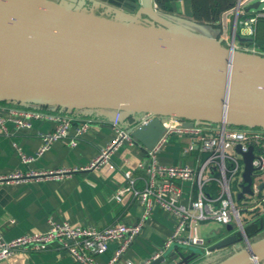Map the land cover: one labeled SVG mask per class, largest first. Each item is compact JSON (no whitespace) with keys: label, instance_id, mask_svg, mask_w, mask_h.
<instances>
[{"label":"water","instance_id":"water-1","mask_svg":"<svg viewBox=\"0 0 264 264\" xmlns=\"http://www.w3.org/2000/svg\"><path fill=\"white\" fill-rule=\"evenodd\" d=\"M100 5L106 14L95 11ZM260 6L256 0L245 11ZM242 15L225 43L161 12L154 0H0V102L150 112L153 119L127 128L147 148L165 131L161 116L264 128V55L233 45L254 42L237 31ZM253 158L251 146L238 198L252 192ZM232 230L228 224L208 240L210 251L235 248L215 264H264V236L251 238L263 233L264 215ZM203 253L173 243L147 264H191Z\"/></svg>","mask_w":264,"mask_h":264},{"label":"built area","instance_id":"built-area-1","mask_svg":"<svg viewBox=\"0 0 264 264\" xmlns=\"http://www.w3.org/2000/svg\"><path fill=\"white\" fill-rule=\"evenodd\" d=\"M254 1L256 0H237L233 7L235 15L243 13L237 20V29H248L249 36L255 35L254 24L257 18L264 16V7L253 10L254 14H246L245 6ZM262 2L264 0H261ZM155 6L157 7L156 3ZM233 45L243 51L264 55V48L254 43L236 41ZM154 117L150 112H143L134 125L145 124ZM32 119H50L56 124L52 131L43 134L42 145L35 155L26 154L15 143L24 163L42 155L59 139L68 138L70 145L76 146L78 137L92 124L89 119L78 120L71 114L5 106L0 103L2 131H6L7 120H13L18 127H22L30 126ZM161 119L165 131L151 148H146L143 158L137 165L141 171L140 176H136L132 170H125L124 174L129 184L118 188L112 196L120 200L127 192H132L140 200L143 212L137 222H117L105 227L73 225L68 221L53 222L44 231L26 232L12 239L0 236V261L19 249L40 250L55 244L67 250L82 264H100L96 256L105 253L111 243L117 242V248L106 263L116 264L157 208L165 209L176 217L174 231L164 249L173 243H181L186 246H197L209 253L211 251L205 244L208 243V239L201 233L203 223L213 222L222 227L231 224L232 233L264 215V128L214 122L187 125L184 119L176 116H161ZM73 124H76V133L74 137H70ZM111 126L115 132L113 139L102 146L95 159L86 166L28 172L18 170L0 176V181H25L32 177L62 178L73 171L100 165L113 170L115 165L110 162L112 152L123 144L140 142L124 125L121 110H115ZM172 136L187 138L188 143L182 149V154L188 158L187 161L176 164H165L160 161L159 152ZM237 145L241 146V151L237 150ZM251 146L254 149L252 162L256 167L251 184L252 192H244V196L238 198V194L243 191L244 183L243 152H247ZM138 179L142 181V187L135 185ZM184 181H189L192 185V189L187 192L186 202L182 200ZM164 249L156 251L149 259L138 264H147L160 256Z\"/></svg>","mask_w":264,"mask_h":264},{"label":"crops","instance_id":"crops-1","mask_svg":"<svg viewBox=\"0 0 264 264\" xmlns=\"http://www.w3.org/2000/svg\"><path fill=\"white\" fill-rule=\"evenodd\" d=\"M236 1L234 0L232 7L222 12L217 24L197 19L194 15L192 0H170L169 10L160 7L157 0H154V3L161 12L195 31L217 37L224 36V40L232 41L235 16L233 7ZM95 11L106 14L101 5ZM237 31L249 36L246 28H238ZM4 105L71 114L78 120L89 119L92 124L78 137L76 146H71L68 138L59 139L42 155L31 162L24 163L15 143L26 154L35 155L42 145L43 134L52 131L56 123L50 119H32L30 126L18 127L13 120H7L6 131H2L0 126V176L18 170L28 172L86 166L95 159L101 147L107 145L115 135L111 126L115 111L111 109L68 111L56 107L14 102H7ZM141 115L142 113H124V125L127 128L134 125ZM75 133L76 124H73L70 137H74ZM187 143L186 137L179 136L168 141L159 152L160 161L165 164L187 161L188 158L182 154V149ZM146 148L142 143L121 145L112 152L110 157V162L115 165L113 170L100 165L91 169L73 171L62 178L32 177L25 181H0V236L12 239L26 232L44 231L53 222L68 221L73 225L98 227L117 222H137L143 212V204L140 200L132 192H127L121 196L120 200L112 196L118 188L129 184L124 174L125 170H132L136 176H140L141 171L138 170L137 165L143 158ZM135 185L142 187L143 183L138 179ZM182 186L184 190L182 200L186 202L187 192L192 189V185L189 181H184ZM175 224V215L165 209L157 208L116 264H138L151 257L165 246L174 231ZM201 231L209 240L225 233L226 227L206 222L201 225ZM117 246V242L111 243L105 253L96 256L100 264H106L109 261ZM224 250L226 248L213 250L206 257L202 255L191 264H207ZM0 264L82 263L64 248L53 244L40 250L19 249L8 258L1 260Z\"/></svg>","mask_w":264,"mask_h":264},{"label":"trees","instance_id":"trees-1","mask_svg":"<svg viewBox=\"0 0 264 264\" xmlns=\"http://www.w3.org/2000/svg\"><path fill=\"white\" fill-rule=\"evenodd\" d=\"M170 0H158L160 7L165 9L170 8ZM194 5V15L199 20H206L213 23L220 21L222 12L227 8L234 5V0H192ZM253 10L246 12L247 15L254 14ZM256 32L253 36L254 44L264 48V16H259L256 21ZM247 42V41H246ZM250 43V42H247ZM1 104H7V102H0Z\"/></svg>","mask_w":264,"mask_h":264},{"label":"rangeland","instance_id":"rangeland-1","mask_svg":"<svg viewBox=\"0 0 264 264\" xmlns=\"http://www.w3.org/2000/svg\"><path fill=\"white\" fill-rule=\"evenodd\" d=\"M157 1H158V0H157ZM262 7H264V2L261 3V7H260V8H262ZM162 8H163V7H162ZM164 9H165V8H164ZM228 41H229L228 39H225V40H224L225 43H228ZM176 138H177V136H172V137L170 138L169 141H172V140H174V139H176ZM211 223H212V222H211ZM201 233H202V231H201ZM203 234H204V233H203ZM203 234H202V235H203ZM262 236H264V232L261 233L260 235L256 236L255 239H258L259 237H262ZM205 244L208 246L209 243H205ZM192 247H194V249L197 250V251H201V249H200L199 247H197V246H192ZM229 247H232V246H229ZM229 247H228V248H229ZM232 253H233V252H232ZM232 253H230V254H232ZM209 254H210V252L207 253V252L204 251L203 256L206 257V256L209 255ZM230 254H229V255H230ZM201 256H202V255H201ZM226 257H228V255H227ZM226 257H224V258H226ZM224 258H223V259H224ZM223 259H222V260H223ZM220 261H221V260H220ZM218 262H219V261H218ZM215 263H216V262H213L212 264H215Z\"/></svg>","mask_w":264,"mask_h":264},{"label":"flooded vegetation","instance_id":"flooded-vegetation-1","mask_svg":"<svg viewBox=\"0 0 264 264\" xmlns=\"http://www.w3.org/2000/svg\"><path fill=\"white\" fill-rule=\"evenodd\" d=\"M264 232V231H263ZM256 236H251V238L254 240ZM235 248L234 247H227L226 250L222 251L217 257H215L213 260H211V262L207 263V264H212L213 262H218L220 260H222L224 257H226L227 255H229L230 253L234 252Z\"/></svg>","mask_w":264,"mask_h":264}]
</instances>
